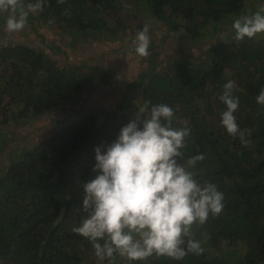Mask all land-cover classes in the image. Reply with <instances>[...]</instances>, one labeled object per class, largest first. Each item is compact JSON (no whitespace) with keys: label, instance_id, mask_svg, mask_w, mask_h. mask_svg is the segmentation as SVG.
<instances>
[{"label":"trees","instance_id":"16d2710c","mask_svg":"<svg viewBox=\"0 0 264 264\" xmlns=\"http://www.w3.org/2000/svg\"><path fill=\"white\" fill-rule=\"evenodd\" d=\"M29 2L35 0H24ZM66 9L70 15H63ZM255 11L247 0H65L64 4L45 0L43 11L34 16L60 33L123 39L136 27L143 30L144 19L149 18L166 22L163 41L177 32L192 39L227 32L220 33L203 55H173L160 71L152 69L149 58L151 69L124 87L119 104L100 111L112 121L101 135L96 119L100 112H81L10 160L0 175V264H109L98 261L92 245L72 232L85 214L79 210L83 196L68 190L65 167L87 146L79 180L83 184L94 179V149L114 142L145 102L149 107L167 104L175 112L173 127L191 129L184 158L205 156L196 166L197 179L217 186L224 195V208L193 228L195 239L206 237L202 255L126 263L264 264V107L255 99L264 88V37L236 42L234 30L228 31L232 17ZM158 47L150 40L148 50ZM115 76L112 68L60 66L42 50L0 44V116L3 122L26 120ZM229 80L235 82L233 95L240 101L236 121L241 129H253L247 147L221 126L226 106L219 96ZM119 258L115 264H121Z\"/></svg>","mask_w":264,"mask_h":264},{"label":"clouds","instance_id":"9594fccd","mask_svg":"<svg viewBox=\"0 0 264 264\" xmlns=\"http://www.w3.org/2000/svg\"><path fill=\"white\" fill-rule=\"evenodd\" d=\"M64 4L65 0H58ZM45 0H0L6 14L5 30L22 31L30 14L43 11ZM63 15H70L66 9ZM233 39L241 42L264 37V7L232 17ZM49 23H53L52 20ZM149 25L132 38L136 55H149ZM235 82L223 85L219 100L226 106L221 126L242 146L251 144L253 129H241L234 115L240 101L233 95ZM264 107V88L256 96ZM150 102L139 106L133 119L123 126L117 139L94 149L95 178L83 183L85 215L72 232L85 238L98 261L115 264L119 256L129 262L155 257L181 261L187 255H202L206 237L195 239L193 228L224 208V195L211 182L201 183L196 169L204 155L184 158L191 129L173 127L174 109ZM203 103V101H201Z\"/></svg>","mask_w":264,"mask_h":264},{"label":"rangeland","instance_id":"374dc122","mask_svg":"<svg viewBox=\"0 0 264 264\" xmlns=\"http://www.w3.org/2000/svg\"><path fill=\"white\" fill-rule=\"evenodd\" d=\"M247 4L258 10L260 7H264V0H247ZM30 15L33 18L31 23L27 22L22 31L9 34L5 30L6 14H2L0 44H22L42 50L60 66L78 64L80 66L94 65L112 68L116 76L107 84L87 87L86 90L77 92L50 111L37 116L33 115L26 120L19 121L9 118L3 122L0 116V175L11 162L10 160L53 133L58 125L76 119L81 112L93 110L107 112L114 109L120 102L124 87L138 81L142 72L151 69V63L152 69L160 71L169 65L167 62L173 55L187 58L203 55L210 44L217 40L220 33L227 32L226 29H222L216 34L217 38L200 39H192L185 33L177 32L174 37H171L173 33L167 35L168 38L163 41V35L168 29L165 25L166 22L150 18L144 19L145 23L150 26L148 33L150 40L159 43V47L152 51L148 50L147 57H140L135 54L132 45V38L139 31L136 30L137 27L131 35L122 37L124 40H109L103 36L97 37L79 32L60 33L46 25L39 17H35L34 14ZM31 17L29 19H32ZM166 18L171 19L173 16H166ZM231 25L232 22L228 31L233 30ZM149 58H152L151 63ZM101 112L96 115L100 135L112 123L111 119H106V116ZM88 150L89 147H83L65 167L68 190L82 196L84 193L81 187L82 182L79 180V172ZM234 253L241 255L240 251ZM120 261L121 264L126 263V259L119 258Z\"/></svg>","mask_w":264,"mask_h":264}]
</instances>
